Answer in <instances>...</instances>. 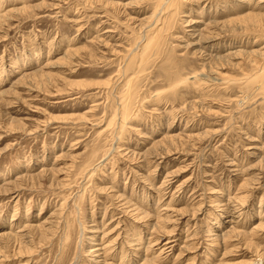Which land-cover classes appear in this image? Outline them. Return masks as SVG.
Wrapping results in <instances>:
<instances>
[{"label": "rangeland", "instance_id": "obj_1", "mask_svg": "<svg viewBox=\"0 0 264 264\" xmlns=\"http://www.w3.org/2000/svg\"><path fill=\"white\" fill-rule=\"evenodd\" d=\"M158 5L0 0V264L264 261V0Z\"/></svg>", "mask_w": 264, "mask_h": 264}, {"label": "bare ground", "instance_id": "obj_2", "mask_svg": "<svg viewBox=\"0 0 264 264\" xmlns=\"http://www.w3.org/2000/svg\"><path fill=\"white\" fill-rule=\"evenodd\" d=\"M156 1V0H155ZM179 0H157V2H159V5H161V4H163V3H167V5H168V10H169V16H167V18L165 19V22H164V24H166L167 25V21L169 20V19H171V17H172V12L170 11L173 7H174V5L176 4V2H178ZM158 5V6H159ZM165 5V4H164ZM164 7H166V6H164ZM165 25V26H166ZM164 29H165V27H163ZM158 30V29H157ZM170 29H168V31H169ZM156 33H157V31H155ZM163 32H164V30L163 29H159V31H158V34L156 35V36H158V35H162L163 34ZM162 39V38H161ZM160 41V40H159ZM151 43H152V41H151ZM151 43H149V45H148V52H149V54H148V57H145V60H147V59H150V58H152V57H155V56H158L157 54H158V52H159V48H160V45L158 44V43H156L155 45H151ZM162 43H163V41H162ZM143 55H145V54H143ZM143 57V56H142ZM143 59V58H142ZM231 60V59H230ZM144 69H145V67H144ZM143 72V71H142ZM152 226H154V225H152ZM153 228V227H152ZM155 228V227H154ZM154 228H153V230H154ZM156 229V228H155ZM167 244H171L170 242H168ZM260 264H264V261L262 262V263H260Z\"/></svg>", "mask_w": 264, "mask_h": 264}]
</instances>
